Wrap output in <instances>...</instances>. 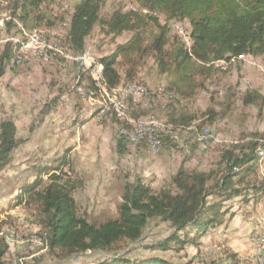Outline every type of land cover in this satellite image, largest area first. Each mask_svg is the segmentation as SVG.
Returning <instances> with one entry per match:
<instances>
[{"label": "rangeland", "instance_id": "1", "mask_svg": "<svg viewBox=\"0 0 264 264\" xmlns=\"http://www.w3.org/2000/svg\"><path fill=\"white\" fill-rule=\"evenodd\" d=\"M25 1L28 0H0V55L7 44L13 47L22 45L15 54L20 53L25 58L21 65L7 62V69L0 76V100L2 96L8 100L37 99L42 108H35L34 114L29 116L34 128L43 111L51 110L50 114L57 115L55 117L62 124L60 132L51 136L50 142L44 143L46 148H34L29 144L13 156L7 171L0 170V179L3 178L0 180V214L9 207L0 215V235L8 243L18 241L28 245L20 252L10 250L5 256L9 264H97L114 256L132 259L159 256L175 264H223L232 258L242 264H261L251 239L255 233L264 230V221L259 222L260 213L264 211V194L259 199L252 197L249 205L243 204L240 197L227 201L230 212L226 220H230V213H233L231 220L234 218L235 224L232 229L236 230L211 232L212 238L206 246H175L167 251L150 248L173 230L169 222L158 220L150 222L138 241H121L107 250L65 256L60 249L49 253L48 249L33 243L34 235L38 236L40 232L39 203L35 196L30 198L24 192L25 187L34 186L37 191L43 189L50 180L49 174H40V169L55 167L58 159L65 155L68 161L64 168L67 172L65 179L78 183L74 192L78 214L99 224L118 216V204L127 182L142 177L154 191H158L169 183L180 167L202 171L218 169L223 151L241 147L252 135L263 133L264 100L258 98L256 103L246 104L243 99L248 91H257L264 97V56L242 55L216 61L210 67L194 59L184 77L182 72H174L173 57H169L182 44L188 49L192 47V41L188 46L178 27L181 23L190 33L187 18L169 19L165 13L148 10L134 0L137 1L136 9L132 11L141 14L142 21L134 30L114 33L110 31L108 22L114 14L129 10L118 0H99V20L86 37L84 51L80 54L87 55L88 61L99 62L98 59L112 54L137 33L143 50L121 55L116 68L122 76L120 85L135 82L147 91L143 98L141 95L137 100L129 98L126 120L106 112H100L98 116L102 102L89 100L78 90L79 85L89 87L87 69L66 55L47 61L35 53V48L47 40V46L58 47L70 56L76 54L69 47L66 36L71 13L80 0H40L39 4L29 3L27 9L17 11V5H23ZM161 25H167L168 30L167 54L161 57L170 67L167 72L161 70L150 48ZM35 31H40L44 39L34 40L32 35ZM27 43L30 48L23 50V47H28ZM160 89L165 92L159 93ZM8 114L0 104V121ZM114 116L126 127L149 118L175 127L164 138L163 149L159 153H153L145 142L125 140L124 149L120 151L117 146L118 122ZM17 118H20L17 119L19 138L24 143L25 137L32 132L27 131L32 122ZM93 118L87 130H79L83 122ZM205 127L212 129L213 136L200 143L195 135ZM20 160L26 161L23 168L18 164ZM250 180L256 185H264V157L256 175ZM16 207L18 214H11ZM34 226L39 228L30 231ZM238 230H243L242 234ZM31 249L35 255L27 259ZM35 258L38 259L33 262ZM261 260H264V254Z\"/></svg>", "mask_w": 264, "mask_h": 264}, {"label": "trees", "instance_id": "2", "mask_svg": "<svg viewBox=\"0 0 264 264\" xmlns=\"http://www.w3.org/2000/svg\"><path fill=\"white\" fill-rule=\"evenodd\" d=\"M21 1V0H20ZM148 10H159L171 18H187L191 27V49L181 47L169 58L175 64L174 72L187 76L191 62L195 59L204 66L216 61L240 58L242 55L264 56V0H138ZM28 0L17 5V11L27 9ZM99 0H80L71 13L70 27L66 36L69 47L81 55L86 37L99 20ZM142 15L137 12L116 13L108 22L111 32L134 30ZM23 19V18H22ZM167 25H161L150 48L155 53L163 72L170 71L168 63L161 58L166 53ZM137 33L127 43L117 47L110 55L98 59L109 88L121 84L122 76L116 68L118 58L131 52L143 50L138 43ZM22 45L7 44L0 55V76L5 64ZM12 51V52H11ZM89 74V73H88ZM88 86L95 88L88 75ZM80 83L82 81L80 80ZM88 87V88H89ZM264 100L257 91L244 95L246 104ZM115 117V116H114ZM116 118V117H115ZM117 119V118H116ZM117 146L124 149V140L119 136L126 124L119 119ZM241 147L223 151L218 169L209 171L188 170L180 167L169 183L154 191L142 177L127 182L123 187L122 199L118 204V216L97 224L79 215L74 198L78 183L65 179L67 159H58L55 167L40 169V174H49V182L37 191L26 186L25 193L38 201V218L43 247L49 253L60 249L65 256L87 251L107 250L121 241H138L152 220L169 222L173 230L165 239L150 246L163 251L184 248L186 245L200 247L202 237L217 225L226 221L230 212L226 202L240 197L249 205L252 197L259 199L264 194V185H256L250 179L256 175L264 157V132L254 134ZM126 141V140H125ZM23 140L17 138V125L11 118L0 121V170L9 165L13 153ZM39 170V171H40ZM41 175V176H42ZM233 216V213H230ZM1 231V230H0ZM10 244L0 235V264H9L5 259ZM229 264H242L236 259H227ZM226 262V263H227ZM223 263V264H226ZM11 264V263H10ZM97 264H175L159 256L129 258L114 256Z\"/></svg>", "mask_w": 264, "mask_h": 264}, {"label": "bare ground", "instance_id": "3", "mask_svg": "<svg viewBox=\"0 0 264 264\" xmlns=\"http://www.w3.org/2000/svg\"><path fill=\"white\" fill-rule=\"evenodd\" d=\"M118 1L124 3L125 8L129 10L127 12H131L132 10L136 9L135 4L137 1L135 2H133L134 0H118ZM0 15H1V9H0ZM182 34L184 36V40L186 44L190 46L191 43L190 33L183 31ZM32 36L34 40L38 38L36 37V33H33ZM46 41L47 40H44L41 45L35 48V53L47 61L51 60L56 56L60 57L66 55L67 58L74 59L76 62H79V64L81 63L84 69L86 68L89 75L92 77L95 84V88H90V87L84 88V86L79 85L78 90L81 93L83 91V93L86 94L89 100L96 102L97 99L98 101L102 102V106L100 107L101 113L106 112L107 114L110 113L111 115L115 114L117 118L124 121L128 118L127 113H128V101H129V97H125V93L127 92L133 99H136L140 95L143 98V95H146L145 92L147 90L135 82L109 88L103 69L96 61H88V56L87 55L83 56L85 54L73 55V56L67 55L66 53H63L62 50L58 47L47 46ZM29 48H30L29 46L23 47V50ZM18 55L21 54L19 53ZM245 56L246 55H243L242 57ZM9 62L13 65H21L25 62V58L22 56V58H20L19 61V59L15 58V55H13L10 58ZM164 92H165L164 89L159 90V93H164ZM123 110H125V113L123 112ZM136 124L137 127L123 126L120 129L119 136L130 143L145 142L153 153H159L161 151L160 148H163L164 138L166 136H169L170 132L175 127L171 123H163L155 118H151V119L149 118L146 121L142 119ZM202 130H211V128L205 127ZM195 139L200 143L205 142L204 140H202L201 131L195 135ZM156 145H160V148H156ZM262 219L264 220V213L262 214ZM257 233H261V231ZM11 237H14V234H11ZM33 243L37 246L42 247L44 242H42V239L39 235L38 236L34 235ZM263 253H264V247H262L261 255Z\"/></svg>", "mask_w": 264, "mask_h": 264}, {"label": "crops", "instance_id": "4", "mask_svg": "<svg viewBox=\"0 0 264 264\" xmlns=\"http://www.w3.org/2000/svg\"><path fill=\"white\" fill-rule=\"evenodd\" d=\"M67 26H68V30H69L70 22L68 23ZM6 69H7V63L5 64V71H6ZM2 97L3 98H1L0 104H2V106L4 107L5 112L6 113H9L8 114V117H6L4 119L11 118V119H13L15 121V123L17 125V138H19V127H18L17 119H20V118H17V117H21V118L23 117L26 120V123H30V120L31 119L29 118V116H32L34 114L35 108L37 109L38 107H40V109H41L42 108V106H41L42 103L39 102L37 99H26V98L23 99L22 98L20 100H17L15 98H12L11 100L10 99L8 100L5 96H2ZM50 112H51V110L49 112L43 111L41 113L42 114L41 119H40L39 122L36 123L35 128L33 126L34 125V122L31 120V122L33 124L32 123L29 124V127L27 128V131H30L31 130L32 132L29 133L30 136L28 135L27 137H25V139H24L25 142L22 143V144H20L18 146L20 149L18 148V150H16V153L14 152V154H13L14 157L17 155V153L18 154L21 153L24 150L25 146H27L29 144L30 145L33 144V147L34 148H37V147L43 148V146H44V148H46V145L44 143L45 142H50V140H52L51 136H54L56 134V132H60V130H61L60 128H61L62 121H60V119H58L57 117H55L57 115H55V114L53 115L52 113L50 114ZM52 116H54V117H52ZM26 117H28V119ZM4 119H2V120H4ZM93 120H94V118L93 119L86 120L85 123L83 122V124L80 125L79 130H87L88 125L91 124L93 122ZM43 151H44V149H43ZM45 151H46V149H45ZM18 158L20 159L21 156L18 157ZM11 163H12V161H11ZM10 164L7 165L3 170L7 171V167H9ZM18 164L20 165V167H22V166L24 167L25 164H26V161L23 162V161L20 160V161H18ZM21 170H23V169H21ZM1 179H3V178H1ZM20 199H22L25 202V200L23 199V197L22 198L20 197ZM13 207H15V206H13ZM8 209H9V207L4 208V212L3 213H5ZM18 210H19L18 207H16V209H13L11 211V214L12 213L18 214L17 213ZM3 213H1V214H3ZM262 213H260V220H259L260 223L263 222ZM232 217L233 216H230L229 217L230 220L227 219L224 222V224L217 225V226L212 227L208 231V233L202 237V239H201V241H202L201 246H203V245L206 246L208 244L209 238H212V233L211 232H216V230H218V231L219 230H222V231L223 230H226L228 232H232V231L236 230V228L235 229H232L233 226H234V224H235L234 218L231 220ZM0 224H2V223H0ZM38 228H39L38 226L37 227L34 226V229L31 228L30 231L31 230H35V229H38ZM26 232L27 231H25V234H26ZM237 232L240 233V234H242L243 230H238ZM17 242L9 243L10 244V248L8 250L7 255H9V251L10 250L11 251H14V252H20L21 250H23L25 247L28 246L27 244L20 243V242L17 243ZM252 246L254 247V245H252ZM30 248H31V246H30ZM30 253L31 254H30V256L27 257V259H31L35 255V254H33V250ZM11 255L14 256L15 254H11ZM256 255L258 257V253H256ZM37 259L35 258L32 261L35 262V261H37Z\"/></svg>", "mask_w": 264, "mask_h": 264}, {"label": "built area", "instance_id": "5", "mask_svg": "<svg viewBox=\"0 0 264 264\" xmlns=\"http://www.w3.org/2000/svg\"><path fill=\"white\" fill-rule=\"evenodd\" d=\"M178 27H180V29H181V36H182L183 31H186V29H185V27H183V25L181 23H180V25H178ZM34 33H36V37H38L39 39H44L43 34H41L40 31H35ZM48 44H49V42H48ZM26 46H28V43L26 44ZM83 56H86V55H83ZM15 58H18L20 61V58H22V56L15 54ZM82 93H83V91H82ZM125 97L130 98L131 96L126 92ZM100 112H101V110L98 112V116H99ZM123 112L125 113V110H123ZM132 125H133V127H137V124H132ZM201 135H202V140L206 141V139L213 136V131H212V129L211 130H201ZM151 137H150V139H151ZM156 148H160V145H156ZM162 149L163 148H160V150H162ZM251 240H252L254 248H255V253H258V257L260 259L261 264H264V260H261V251H262V247H264V230L261 231V233H255L252 236ZM227 264H229V262H227Z\"/></svg>", "mask_w": 264, "mask_h": 264}]
</instances>
